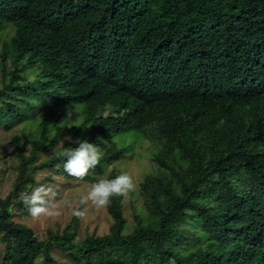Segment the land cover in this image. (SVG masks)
<instances>
[{"label": "trees", "instance_id": "trees-1", "mask_svg": "<svg viewBox=\"0 0 264 264\" xmlns=\"http://www.w3.org/2000/svg\"><path fill=\"white\" fill-rule=\"evenodd\" d=\"M0 44V125L34 132L27 162L75 107L72 140L102 149L91 169L137 139L157 165L128 236L120 195L110 234L80 243L40 239L13 219L15 191L0 196L9 264L49 262L53 247L81 264H264V0H0Z\"/></svg>", "mask_w": 264, "mask_h": 264}, {"label": "rangeland", "instance_id": "rangeland-1", "mask_svg": "<svg viewBox=\"0 0 264 264\" xmlns=\"http://www.w3.org/2000/svg\"><path fill=\"white\" fill-rule=\"evenodd\" d=\"M76 110L75 107H65V116L61 122L66 128L60 140L52 141L49 150L39 151L32 162H27V158L35 153L34 132L26 137V132L21 129L23 123L10 128L0 125V196L5 198L15 191L14 200H18V203L11 206L13 219L32 227L40 239L48 238L51 232L62 234L67 231L74 236V242L80 243L90 235L110 234L114 217L109 204L97 206L87 198V194L94 182L103 178L110 179L113 172L119 175L124 171L133 178L135 184L127 194L120 195L119 202L126 219L123 234L128 236L136 227L137 213L148 212L143 182L148 173L157 169L156 163L152 160L151 144L142 139L128 140L127 146L132 144L124 158L104 171L89 169L87 176L84 177L69 175L61 164H57L55 168L45 167L49 160L61 156L65 141L75 133L70 125L76 121L81 122V117L76 118ZM45 113L56 120L59 111L53 108L50 111L46 110ZM26 126L29 128L28 124ZM79 137L83 139L82 135ZM69 146L75 147V144ZM23 160L27 164L25 171H22ZM90 175L93 178H88ZM34 195L38 198L31 203ZM21 200L22 204L19 203ZM33 206L42 207L46 211L33 216L29 211ZM81 212L82 215L77 214ZM51 254L53 258L49 262L45 257H40L34 264H81L76 262L67 250L59 247H53ZM7 256L5 244L0 239V264H9Z\"/></svg>", "mask_w": 264, "mask_h": 264}, {"label": "clouds", "instance_id": "clouds-1", "mask_svg": "<svg viewBox=\"0 0 264 264\" xmlns=\"http://www.w3.org/2000/svg\"><path fill=\"white\" fill-rule=\"evenodd\" d=\"M75 147L69 146L62 149L60 155L63 157V168L72 176L84 177L89 169L98 164L102 157V152L96 143L87 139L76 138L72 140L68 137ZM135 187L133 178L122 171L113 178H103L94 182L88 191L87 198L93 201L97 206H106L110 203V198L114 195L127 194V192ZM38 197L33 196L31 203H34ZM83 202V201H82ZM33 216L46 211V209L33 206L29 209ZM82 215L83 213H77Z\"/></svg>", "mask_w": 264, "mask_h": 264}]
</instances>
